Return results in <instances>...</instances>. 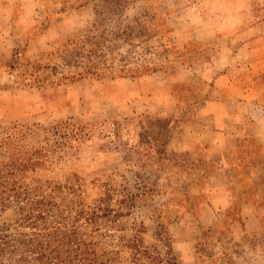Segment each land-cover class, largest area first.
Returning a JSON list of instances; mask_svg holds the SVG:
<instances>
[{
    "label": "rangeland",
    "instance_id": "rangeland-1",
    "mask_svg": "<svg viewBox=\"0 0 264 264\" xmlns=\"http://www.w3.org/2000/svg\"><path fill=\"white\" fill-rule=\"evenodd\" d=\"M92 35L111 40L114 73L63 78L85 61L61 57ZM61 118L96 128L34 173L62 208L108 193L129 213L118 234L143 224L152 244L165 232L181 264H264V0H0V128ZM218 128L247 135L230 156L261 165L239 172L231 204L208 194L215 172L234 176L206 151L203 134Z\"/></svg>",
    "mask_w": 264,
    "mask_h": 264
},
{
    "label": "trees",
    "instance_id": "trees-1",
    "mask_svg": "<svg viewBox=\"0 0 264 264\" xmlns=\"http://www.w3.org/2000/svg\"><path fill=\"white\" fill-rule=\"evenodd\" d=\"M96 38L85 36L79 46L61 57L68 65L85 61L82 71L63 78L114 73L107 64L112 57H105L103 42L111 40ZM87 43L92 49L85 56L77 47L82 49ZM93 125L61 118L50 125L33 121L0 128V264H125V250L130 253V264H181L165 232L152 244H146L141 235L143 224L131 237L118 234L125 229L121 217L129 213L112 208L110 194L100 196L92 206L62 208L55 196L46 192L43 180L34 176L37 168L52 161L51 150L83 143L96 129ZM53 187L55 194L61 186ZM8 208L13 213L3 217ZM208 230H202L204 239ZM200 245L201 250L206 246L204 241Z\"/></svg>",
    "mask_w": 264,
    "mask_h": 264
},
{
    "label": "crops",
    "instance_id": "crops-1",
    "mask_svg": "<svg viewBox=\"0 0 264 264\" xmlns=\"http://www.w3.org/2000/svg\"><path fill=\"white\" fill-rule=\"evenodd\" d=\"M260 69V68H259ZM263 69V68H261ZM149 77V76H145ZM144 79V77L140 78ZM258 89L261 91V87L259 86ZM240 128V123L237 124ZM240 130V129H239ZM237 129V132H228L222 131L221 128L207 131L203 135L205 137V141L207 143V148L206 151L208 154H212L213 152H221L223 156V164L224 166L221 167L218 171H231L234 173V176H232L231 182H227V177H223L225 180L222 182L219 181V179L216 176V172L210 177L209 185H208V194H218L224 196L226 202L225 204H231L232 197L229 194L232 188H235L236 185L240 184L241 176H240V171L246 170V171H254L258 170L259 168L261 169V165H255L253 163H248L247 161L241 160L240 158L237 159V157L230 156L231 153L233 154V151L237 148L240 147L243 143V140L246 139L247 135H243L242 132ZM254 137V136H253ZM255 137H259L257 134H255ZM203 139V140H204ZM201 137L199 138L198 136H195L193 138V144L190 146L191 148L187 147V150L190 151L193 155L196 154L197 152V145L201 141ZM186 149V148H185ZM217 171V172H218ZM218 180V181H217ZM235 200H240V197H236L234 195ZM207 205L210 207V204L207 203ZM247 208L248 205H246ZM251 210V209H250ZM208 216V215H207Z\"/></svg>",
    "mask_w": 264,
    "mask_h": 264
}]
</instances>
